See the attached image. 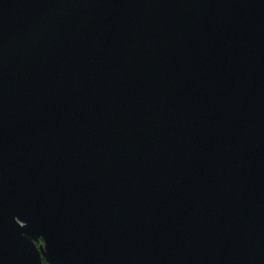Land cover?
<instances>
[{"label":"water","instance_id":"95a60500","mask_svg":"<svg viewBox=\"0 0 264 264\" xmlns=\"http://www.w3.org/2000/svg\"><path fill=\"white\" fill-rule=\"evenodd\" d=\"M43 259L264 264V0H0V264Z\"/></svg>","mask_w":264,"mask_h":264},{"label":"rangeland","instance_id":"374dc122","mask_svg":"<svg viewBox=\"0 0 264 264\" xmlns=\"http://www.w3.org/2000/svg\"><path fill=\"white\" fill-rule=\"evenodd\" d=\"M41 241H42V239L39 238V239L36 241V243L38 244V243H40ZM43 264H48V263L43 259Z\"/></svg>","mask_w":264,"mask_h":264}]
</instances>
